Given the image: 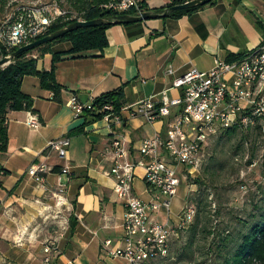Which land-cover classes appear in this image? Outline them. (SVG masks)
Masks as SVG:
<instances>
[{
	"label": "crops",
	"instance_id": "0c3cea01",
	"mask_svg": "<svg viewBox=\"0 0 264 264\" xmlns=\"http://www.w3.org/2000/svg\"><path fill=\"white\" fill-rule=\"evenodd\" d=\"M169 1L141 0V6L156 11ZM257 22L264 27V0H214L178 18L113 23L105 30L107 45L101 51L64 56L57 62L54 77L62 87L57 98L40 87L38 77L24 76L21 91L32 98L33 112L6 114L8 144L0 157V166L8 171L0 174V264H42L38 258L44 257L42 247L49 240L57 241V249L50 254L57 264H101L108 248L121 245L124 207L112 190L111 156L106 149L111 139L123 137L129 158L137 160L140 140L162 136L169 118L150 124L136 117L109 127L100 117L75 116L65 105L71 95L85 103L122 88L123 106L149 96L157 98L163 91L178 97L181 90L171 87L172 81L186 71H208L215 59L226 61L229 55L255 49L264 38ZM50 65V54L37 61L39 70H49ZM31 114L39 121L37 128L26 124ZM63 136L70 141L60 161L45 148L49 140ZM37 162L57 167L44 175L43 185L27 173ZM64 164L71 170L67 178L61 177L64 192L58 205L57 170ZM143 173L142 167L135 169L133 190L147 200L152 191L143 182ZM180 185L171 199V224L187 203L186 190L184 200H179ZM72 213L76 219L70 230ZM165 217L163 212L154 215L161 223ZM40 235V246L31 242ZM106 240L111 242L108 247Z\"/></svg>",
	"mask_w": 264,
	"mask_h": 264
},
{
	"label": "built area",
	"instance_id": "2783aa9c",
	"mask_svg": "<svg viewBox=\"0 0 264 264\" xmlns=\"http://www.w3.org/2000/svg\"><path fill=\"white\" fill-rule=\"evenodd\" d=\"M99 8L118 15L143 12L141 0H104ZM11 12L0 25V43L10 48H18L47 35L58 18L74 17H68L69 13L56 3L33 7L20 5ZM171 87L180 89L181 94L172 98L163 91L157 98L149 96L120 108L106 102L95 110L93 99L84 103L76 95H71L65 103L75 116L92 110L101 113L109 127L136 117L150 124L159 118H169L162 136L155 134L140 140L137 160L129 158L123 137L111 139L106 149L111 156L112 190L124 207L120 223L121 245L108 248L107 255L126 264H155L163 260L172 239L191 222L194 208L186 203L177 221L170 223L171 199L182 178H193L200 171L205 145L212 137L231 127H260L264 133V41L245 52L241 59L231 62L215 59L208 71L191 68L175 78ZM26 124L37 128L39 121L31 114ZM69 141L67 136L49 140L45 150L63 161ZM137 167H142V180L152 191L147 200L141 199L133 190ZM52 170L47 162H37L27 169V173L43 185L44 175ZM70 170L68 165L59 166L57 203L62 201L64 192L61 177L67 178ZM159 212L165 213L163 223L154 218ZM104 244L108 247L111 242L106 240ZM56 249V240L47 241L43 248V264H50V254Z\"/></svg>",
	"mask_w": 264,
	"mask_h": 264
},
{
	"label": "rangeland",
	"instance_id": "374dc122",
	"mask_svg": "<svg viewBox=\"0 0 264 264\" xmlns=\"http://www.w3.org/2000/svg\"><path fill=\"white\" fill-rule=\"evenodd\" d=\"M3 2L0 21L20 5L33 7L56 3L63 10L69 11L67 0H3ZM244 134L247 138L243 137ZM204 155V166L193 178L181 182L178 197L183 201L182 198L185 196L182 194L186 190L187 197L203 199L202 201L206 203V212L202 214V219L204 215L209 219L207 231L189 242L190 233L187 230L180 240L173 242L167 257L155 264H223L225 256L234 246L237 237L235 232L245 231L247 224L255 221L256 215L264 207L262 135H258L254 130L237 129L234 136L228 139L223 136L222 131L207 142ZM57 201L55 198V204L59 205L61 201L60 203ZM36 239V241L32 239L31 242L40 246L42 236ZM43 248L44 246L42 254L45 256ZM43 258H38L42 264ZM101 264L126 263L103 254Z\"/></svg>",
	"mask_w": 264,
	"mask_h": 264
},
{
	"label": "trees",
	"instance_id": "16d2710c",
	"mask_svg": "<svg viewBox=\"0 0 264 264\" xmlns=\"http://www.w3.org/2000/svg\"><path fill=\"white\" fill-rule=\"evenodd\" d=\"M103 1L104 0H67L69 6V11H67L69 14L67 16L69 17L73 15L74 17L68 20H63L62 18L56 19L51 24L48 34L61 29L76 20L88 21L99 18L108 20L116 19L118 14L102 11V9L99 8V4ZM186 1L189 0H170L166 7L182 4ZM213 2L214 0H211L203 6L175 10L162 19H166L168 17L178 18L204 6L210 5ZM3 4V0H0V11L3 10ZM163 9L164 8L156 11L152 10V12L161 13ZM141 10L143 12L150 11L145 6H141ZM124 14L135 16L133 11L126 12ZM6 17L4 16V18L0 21V25ZM109 25L73 29L51 42H47L32 50L17 55L8 65L0 68V157L6 153L8 144L6 114L9 111L25 110L33 112L32 98L21 91V81L23 77L27 75H34L38 77L40 87L51 92L54 98H57L62 89V87L55 81L54 77V70L57 62L64 56H81L89 51H101L107 45L105 30ZM256 26L261 29V32L264 35L263 25L260 22H257ZM263 41L264 38L262 42ZM59 45H64L66 48L57 47ZM16 49V47L10 48L6 44L0 43V58L12 53ZM244 53L239 55H229L226 61L231 62L241 59ZM44 54H50L51 56V65L49 70H39L37 68V61ZM32 55H34V57ZM93 101L95 110H98V108L106 102H112L116 108H120L124 104V93L122 88H118L99 95L94 98ZM95 110L85 113V116L102 118L101 113H98ZM237 129L241 131L254 130L258 135H262L264 137V133L261 131L260 127L248 129L231 127L223 132V136L231 139ZM78 131H80V128L75 129L72 132ZM243 137L247 138L245 134ZM204 164L205 155L202 166H204ZM56 168L57 167H53V170L55 171ZM57 171L59 172V169ZM7 172L8 171L0 166V174H6ZM202 200L203 199L201 198H198L197 200V198L187 197L188 204L194 202L196 203H194V205L191 204L194 208V215L186 228L179 231L177 237L172 239L170 248L173 242L180 240L182 235L187 230L190 233L189 242H192V240L199 234L207 231L206 226L209 219H207L205 215L204 219H202V214L206 212V203ZM72 204H74V202H72ZM256 216L257 218L255 221L247 224L245 231L237 230L235 232L237 237L234 240V246L232 247V250L228 252V255L225 256L223 264H264V207ZM75 219L76 218L72 213L69 218L68 229H73ZM208 233L210 232L208 231ZM50 264H57L55 258L50 260Z\"/></svg>",
	"mask_w": 264,
	"mask_h": 264
},
{
	"label": "water",
	"instance_id": "95a60500",
	"mask_svg": "<svg viewBox=\"0 0 264 264\" xmlns=\"http://www.w3.org/2000/svg\"><path fill=\"white\" fill-rule=\"evenodd\" d=\"M210 1L211 0H189L182 4L174 5L171 7H165L161 13H153L152 11H146V12H142L139 15H135V16L122 14V15H118L116 19H113V20H108V19H103V18L93 19V20H88V21L76 20V21H73L67 24L61 29H58L37 40H34L30 43L20 46L12 53L4 56L3 58H0V68H3L4 66L8 65L12 61V59H14L17 55L24 53L26 51L32 50L47 42H51L59 38L60 36L64 35L65 33L72 31L73 29L100 26V25H109V24L111 25L113 23L141 22V21H146L150 19L164 18L175 10L190 9V8H194L197 6H203L209 3Z\"/></svg>",
	"mask_w": 264,
	"mask_h": 264
}]
</instances>
